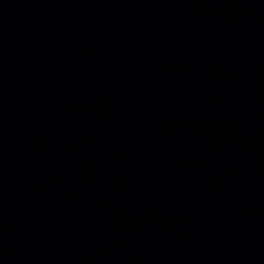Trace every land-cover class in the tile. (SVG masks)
I'll use <instances>...</instances> for the list:
<instances>
[{
  "label": "water",
  "instance_id": "95a60500",
  "mask_svg": "<svg viewBox=\"0 0 264 264\" xmlns=\"http://www.w3.org/2000/svg\"><path fill=\"white\" fill-rule=\"evenodd\" d=\"M0 264H264V0H0Z\"/></svg>",
  "mask_w": 264,
  "mask_h": 264
}]
</instances>
